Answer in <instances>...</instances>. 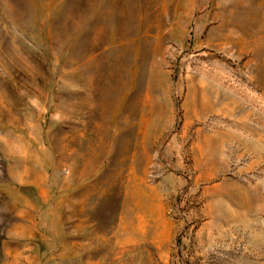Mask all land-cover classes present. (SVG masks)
Returning a JSON list of instances; mask_svg holds the SVG:
<instances>
[{"label": "rangeland", "instance_id": "obj_1", "mask_svg": "<svg viewBox=\"0 0 264 264\" xmlns=\"http://www.w3.org/2000/svg\"><path fill=\"white\" fill-rule=\"evenodd\" d=\"M0 264H264V0H0Z\"/></svg>", "mask_w": 264, "mask_h": 264}]
</instances>
